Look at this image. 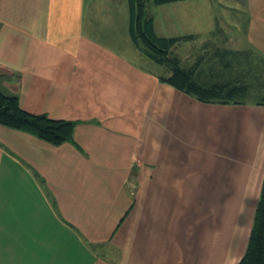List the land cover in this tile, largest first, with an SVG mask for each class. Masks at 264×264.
<instances>
[{"label": "crops", "instance_id": "1", "mask_svg": "<svg viewBox=\"0 0 264 264\" xmlns=\"http://www.w3.org/2000/svg\"><path fill=\"white\" fill-rule=\"evenodd\" d=\"M192 13L165 30L191 35L173 48L201 39L177 56L234 57L225 83L245 102L165 82L129 38L127 0H0V90L75 122L59 145L0 124V264L238 263L264 175V0H245L240 28Z\"/></svg>", "mask_w": 264, "mask_h": 264}, {"label": "trees", "instance_id": "2", "mask_svg": "<svg viewBox=\"0 0 264 264\" xmlns=\"http://www.w3.org/2000/svg\"><path fill=\"white\" fill-rule=\"evenodd\" d=\"M146 1L127 0V32L130 40L148 59L170 72V75L161 77L165 82L204 102L242 103L248 100L245 87L225 83L233 71L232 67L236 65L234 57L201 58L194 67L182 64L181 59L173 52V45L191 38V35L157 34L154 17L148 14ZM152 1L159 5L180 0ZM252 68L250 66L249 70L253 71ZM256 103H262L261 98L257 99ZM0 124L33 134L52 145L72 141L75 126L72 120L53 118L46 113L29 112L19 105L17 96L7 95L1 90ZM237 264H264V175L247 246Z\"/></svg>", "mask_w": 264, "mask_h": 264}, {"label": "rangeland", "instance_id": "3", "mask_svg": "<svg viewBox=\"0 0 264 264\" xmlns=\"http://www.w3.org/2000/svg\"><path fill=\"white\" fill-rule=\"evenodd\" d=\"M241 8H243V9L245 8V0H180V1H176V2L159 4V5H156L152 0L146 1L147 12L149 15L154 17L155 30H156L157 34L162 35V36L163 35L164 36L172 35L171 34L172 32L170 33V32L165 31V30H174L176 32V30L182 29L188 23H190L191 22V19H190L191 15H189V14H191L192 12H196L197 17H193L194 21L196 22V25H199V26L202 25L200 23V20L202 21L203 18L206 16L205 13H207L210 10L213 12L220 13V14L222 13L223 16H226V19L223 18V20H222L223 22H221V19H219V17L216 16V20L218 21V23L220 25H224L225 24L224 20H227L228 21L226 23L227 26L230 27V26L237 25V27H235V28H240L241 27L240 21L236 24L235 20L239 19L238 18V15H239L238 12H239V10H241ZM168 11H172V13H169ZM192 14L195 15V13H192ZM124 22H126V19ZM173 22L174 23L176 22L175 27L173 26ZM229 33H232L229 35H234L233 34L234 32H229ZM229 37H231V36H229ZM200 41H201V39L195 40L194 42L190 41V42H186L184 44H180L178 46H175V48H173V52L176 55H179L181 57V59L186 61L188 59V57L190 56V54L193 53L192 51L196 50L195 47L198 45V42H200ZM243 43H244L243 40L237 39L233 43L229 42L228 45L241 47ZM243 46H245V43L243 44ZM139 52L143 55V52L140 49H139ZM261 66H262V68L264 67V60L261 61ZM155 68L161 72L164 69L163 67H155ZM167 72H168V70L165 69L164 73H167ZM248 147L250 148L251 146H248ZM252 149L253 150H255V149L259 150V147L256 148V145H254L251 148V152H252ZM255 159L257 160V155H256ZM235 196L236 197H234V198H236L237 200L235 201L236 203H234V206L236 207L238 204L239 198H241V196H242V193L241 194H235ZM228 197L229 198L232 197V194L228 195ZM51 201L54 202V200H51ZM231 205L232 204L229 203V206H231ZM232 213H234L233 209H232ZM71 240H73V239H71L69 237V241H71ZM6 241H4V244L9 245L10 243H7ZM88 244L91 246L94 245L92 243H87V246H88ZM11 245H12V243H11ZM36 248H37V251L42 250L41 244L36 243ZM4 249H5V251L10 250V248H4ZM6 260L8 261V259H6ZM31 261L34 262V260H32V259H31ZM41 261H42V259H40L38 262H41Z\"/></svg>", "mask_w": 264, "mask_h": 264}]
</instances>
